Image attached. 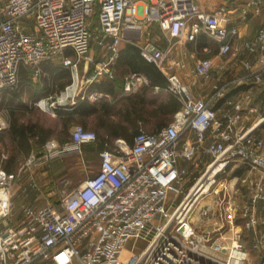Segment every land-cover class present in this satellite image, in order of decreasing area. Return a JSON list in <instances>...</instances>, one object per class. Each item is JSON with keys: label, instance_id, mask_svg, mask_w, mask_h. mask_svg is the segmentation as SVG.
<instances>
[{"label": "built area", "instance_id": "2783aa9c", "mask_svg": "<svg viewBox=\"0 0 264 264\" xmlns=\"http://www.w3.org/2000/svg\"><path fill=\"white\" fill-rule=\"evenodd\" d=\"M263 7L264 0H245L243 9L260 16ZM95 14L99 43L111 37L112 54L97 64L93 77L111 74L127 33L142 31L150 21H157L170 38L196 41L205 34L216 39L222 55L237 51L234 38L239 30L230 25L232 14L225 7L208 11L198 0H0V131L10 124L1 107L3 95L17 86L22 66L39 71L42 62L63 55L71 69L72 82L58 97L39 99L40 105L76 104L98 96L88 95L93 77L82 81L78 69L91 47ZM245 46L256 60L245 59L241 76L223 82L218 77L208 99L197 97L177 72H166V89L182 103L173 119L158 131L141 128L132 144L117 139L100 150L96 173L58 203L47 199L36 208L26 206L18 225L11 224V216L21 172L53 156L81 151L82 145L97 140V133L77 123L69 141H46L42 154L32 152L18 171L0 166V264H264L250 261L243 249L244 230L255 233L254 248L264 245V235L257 234L259 205L264 206V111L251 85L229 96L251 78L264 82V23ZM140 47L164 70L169 50L151 39ZM212 70L210 57L194 68L205 79L211 78ZM144 80L137 72L126 75L125 91L136 90ZM79 88L85 90L81 96ZM221 99L232 105L223 116L216 107ZM251 111L256 117L247 124ZM189 177L194 182L185 192ZM247 180L250 194L241 204L237 183ZM208 195L216 197L215 202L200 205L198 213L214 219V226L199 231L191 217ZM226 219L231 220L230 234Z\"/></svg>", "mask_w": 264, "mask_h": 264}, {"label": "crops", "instance_id": "0c3cea01", "mask_svg": "<svg viewBox=\"0 0 264 264\" xmlns=\"http://www.w3.org/2000/svg\"><path fill=\"white\" fill-rule=\"evenodd\" d=\"M198 1L208 11L225 7L232 14L230 25L236 26L239 30V35L234 38V45L237 47L235 54L222 55L219 52V43L208 35H200L196 41L170 38L164 34L157 21H150L143 25L142 31L133 30L127 33L121 42L118 56L111 64V74L102 73L93 77L97 71V64L108 59L112 54L108 46L111 37H106L104 44L99 43L100 29L99 22H96L92 28L93 37L90 50L80 58L78 69L82 81L93 77V81L86 89L88 95L97 93L98 96H87L76 104L56 102V105L53 106L48 102L40 105L39 99L58 97L61 91L72 82L71 69L64 64L63 55H57L51 60L42 62L39 71H36L35 67L22 66L18 84L13 89L16 92L15 96L10 97L13 90L8 91L3 95L1 101V107L10 124L8 128L0 131V135L3 136V139H0V166L3 167L8 163L10 171H18L32 152L37 155L42 154L45 143L41 144V139L44 138L45 142L55 139L63 144L71 139V130L77 123L97 131L99 136L98 142L95 143L97 151L102 150L107 144V146H113L117 139L133 143L138 132L136 133L131 124L142 126L148 131L158 130L160 125L172 120L166 119L171 114L165 115L161 110L165 100L170 96L175 97L162 83L165 78L167 80L166 72H177L197 97L206 99L214 92L213 83L217 81L218 77L220 82H223L245 74V59L256 60L257 58L247 50L245 44L264 23V7L262 14L256 16L252 11H244L245 0ZM148 39L153 40L166 51L169 50L164 70L157 65L156 72L151 67H148L150 73L147 72L148 62L153 61L147 59L139 50L140 45ZM67 53L74 56L70 50ZM204 57H210L213 60L212 76L209 79L199 77L194 72L198 61ZM134 72L144 75L145 80L136 90L127 92L124 89L125 76ZM151 73L158 75H152L154 76L152 77ZM155 76H157L156 79ZM250 85L254 98L264 111V82L255 83L251 78L247 84L231 90L229 96L234 98L239 89ZM84 92V88H79L77 94L81 96ZM77 104L78 111L75 112L74 108ZM216 107L219 108V113L223 116L227 110L232 108V105L228 100L221 99L216 103ZM89 108L93 109L91 113L86 112ZM135 108L137 111H133ZM178 110L179 108L175 112ZM67 113H72L73 118L69 121L68 126L64 127L62 121ZM255 117V112H248L246 123L251 124ZM115 124L118 125L115 126ZM21 141L24 142L23 146L19 143ZM106 141L113 142L105 143ZM28 168L30 167H26V169ZM237 173L244 176L249 175L246 171H237ZM237 186L239 188L238 200L243 204L248 201L251 183L249 180L240 181ZM26 198L23 205L27 202ZM211 200H213V196L207 202H212ZM33 207L37 206L33 205ZM218 212L216 208L215 214ZM259 215L260 224L257 234L261 236L264 235V206L262 204L259 205ZM213 220L203 219L204 230L214 226ZM236 220L239 226H243L240 215H236ZM194 221L197 222V220ZM224 225L225 231L230 234L231 220H224ZM255 236L254 232L244 230L243 249L250 261L261 263L264 260V245L258 249L254 248L253 239Z\"/></svg>", "mask_w": 264, "mask_h": 264}, {"label": "rangeland", "instance_id": "374dc122", "mask_svg": "<svg viewBox=\"0 0 264 264\" xmlns=\"http://www.w3.org/2000/svg\"><path fill=\"white\" fill-rule=\"evenodd\" d=\"M96 22L97 18L94 17L92 19V24ZM99 166V152L96 149L84 145L81 151L56 155L39 165H32L30 168L23 170L13 190L14 208L11 216V224H20L25 215L24 209L26 206L33 207V205H36L38 207L47 199L58 203L88 176L96 173ZM194 173H197V171H194ZM229 178H231V176H229ZM32 179L37 182V186L33 185ZM193 182V177H189L185 185V192ZM181 196L182 194L180 197ZM210 197H212V195H208L201 199L191 217L194 223V220H197L195 224H197V229L199 231H203L205 225L203 224L204 218L198 213V208L205 203V201L207 202L210 200ZM25 198L27 202L23 205ZM173 198L174 193L171 192L169 203L172 204ZM215 199L216 197H213L211 201L215 202ZM140 244L141 247L145 245L143 242H140ZM128 246L131 247V243H129Z\"/></svg>", "mask_w": 264, "mask_h": 264}, {"label": "trees", "instance_id": "16d2710c", "mask_svg": "<svg viewBox=\"0 0 264 264\" xmlns=\"http://www.w3.org/2000/svg\"><path fill=\"white\" fill-rule=\"evenodd\" d=\"M97 18V22H98V14H95L94 16H93V18ZM92 26H93V24H92ZM203 35H205V34H203ZM139 51H141V48H140V50ZM148 67L150 68H153L154 70L153 71H155L156 72V70L158 69V67H157V64L153 61V62H151V63H149L148 62V65H147V72L149 71V73H150V70H148ZM152 75H158V74H154V73H151V76ZM152 77H154V76H152ZM156 77L157 76H155V79H156ZM166 79V78H165ZM163 80L162 81V83H164V85H165V87H166V85H167V81L168 80ZM9 91H11V90H9ZM8 92V91H7ZM15 94H16V92L13 90V91H11V95H10V97H12V96H15ZM176 97V96H175ZM174 96H170L167 100H165V102L162 104V113H164L165 115H169V114H171L170 116H168V118H166V119H173V117H174V115H175V111L179 108H181V106H182V103H181V101L179 100V98L178 97H176L175 98ZM13 98V97H12ZM77 106H78V104L75 106V108H74V110H75V112H76V110H77ZM160 109V108H159ZM158 109V110H159ZM137 111V109L135 108V109H133V111ZM78 111V110H77ZM93 111V109L92 108H89L88 110H86V112H88V113H91ZM130 111H132V110H130ZM73 115H72V113H67L66 114V116L63 118V125H64V127H67L68 126V123H69V121L71 120V118H73L72 117ZM170 121H166L163 125H160V127L158 128V130L160 129V128H162L163 126H165V125H167L168 123H169ZM84 125V124H83ZM118 124H115V126H117ZM85 126V125H84ZM131 126L133 127V129L136 131V133L137 132H139V130L141 129V128H143L142 126H137V125H135V124H131ZM86 127V126H85ZM135 127V128H134ZM86 128H88V127H86ZM144 129V128H143ZM146 130V129H145ZM158 130H156V131H158ZM148 131V130H147ZM150 132H154V131H150ZM96 133H97V131H96ZM98 138H99V136H98V133H97V140L96 141H94V142H90V143H86V144H84V145H87V147H90V148H93V149H96L97 150V146L95 145V143L96 142H98ZM0 139H3V136L2 135H0ZM111 142H113V141H106L105 143H111ZM22 146L24 145V142L23 141H21V142H19ZM45 143V139L43 138V139H41V144H44ZM130 144V143H129ZM132 144V143H131ZM84 145H82V146H84ZM108 145V144H107ZM106 145V147H108ZM105 148V147H104ZM100 151V150H99ZM98 151V152H99ZM10 165L7 163V164H5V165H3V168H5L7 171H10V167H9Z\"/></svg>", "mask_w": 264, "mask_h": 264}]
</instances>
